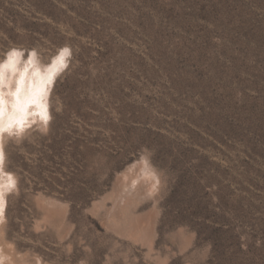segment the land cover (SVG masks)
I'll use <instances>...</instances> for the list:
<instances>
[{"label":"rangeland","instance_id":"rangeland-1","mask_svg":"<svg viewBox=\"0 0 264 264\" xmlns=\"http://www.w3.org/2000/svg\"><path fill=\"white\" fill-rule=\"evenodd\" d=\"M12 45L74 54L49 134L5 142L17 262L264 264V0H0Z\"/></svg>","mask_w":264,"mask_h":264},{"label":"clouds","instance_id":"clouds-1","mask_svg":"<svg viewBox=\"0 0 264 264\" xmlns=\"http://www.w3.org/2000/svg\"><path fill=\"white\" fill-rule=\"evenodd\" d=\"M73 49L64 45L46 55L39 46L0 51V204L18 193V178L6 170L5 142L22 145L29 136H47L61 111L57 82L70 70ZM0 264L4 258L0 257Z\"/></svg>","mask_w":264,"mask_h":264},{"label":"bare ground","instance_id":"bare-ground-1","mask_svg":"<svg viewBox=\"0 0 264 264\" xmlns=\"http://www.w3.org/2000/svg\"><path fill=\"white\" fill-rule=\"evenodd\" d=\"M4 151H5V145H4ZM146 165H149V164H146ZM148 167L146 168V170L144 171V173H139L140 175L137 172V174H138L137 176L134 173L135 176L132 174L133 176L129 175V177L124 178V185L121 186L122 188L120 190L123 191V187H127V193L125 195H122L121 196L120 201L125 200L127 202V200H128L127 197L129 196V193H131L132 190L135 189V188L137 189V190L135 189L136 192L134 191L132 193H134L135 195L136 194L139 195L140 188H138V187H140L141 184L144 183L147 179H149L150 181L153 179V176L154 175H153L152 168L150 170V169H148ZM139 168L141 169V167H139ZM140 169H138V170L140 171ZM155 174H157V173H155ZM156 178H158V177H156ZM2 179L3 178H0V180H2ZM3 217H4V204H0V218H2V220H3ZM0 222H1V224H0V257L4 258V264H21V263H19V262L16 261V259L13 256V254L8 250V248H7L8 242L5 241V238H3L4 237L3 236V231H4L3 230V226L4 225H3V223H2L1 220H0Z\"/></svg>","mask_w":264,"mask_h":264}]
</instances>
